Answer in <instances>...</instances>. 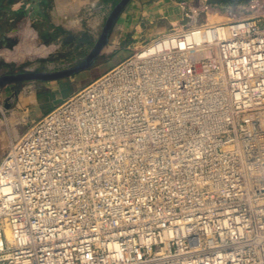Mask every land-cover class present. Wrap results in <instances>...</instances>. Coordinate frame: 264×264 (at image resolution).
Here are the masks:
<instances>
[{"label": "built area", "instance_id": "1", "mask_svg": "<svg viewBox=\"0 0 264 264\" xmlns=\"http://www.w3.org/2000/svg\"><path fill=\"white\" fill-rule=\"evenodd\" d=\"M183 10L10 144L0 264H264V0Z\"/></svg>", "mask_w": 264, "mask_h": 264}, {"label": "crops", "instance_id": "2", "mask_svg": "<svg viewBox=\"0 0 264 264\" xmlns=\"http://www.w3.org/2000/svg\"><path fill=\"white\" fill-rule=\"evenodd\" d=\"M118 1L0 0V58L6 64H22L35 51L50 48L52 51L46 54L50 57L40 60L42 65L44 62H62L74 66L88 55L103 22ZM247 1L131 0L114 24L105 49L90 69L60 80L13 84L4 105L7 108L6 102L14 101L9 108L13 106L26 121L33 123L133 51L171 30H180L185 21L184 6L195 9L206 2L211 9L233 11ZM205 23L209 24L208 19ZM30 38H33V44H28ZM120 53L123 54L114 60L113 57ZM65 86H69L67 91H64Z\"/></svg>", "mask_w": 264, "mask_h": 264}, {"label": "rangeland", "instance_id": "3", "mask_svg": "<svg viewBox=\"0 0 264 264\" xmlns=\"http://www.w3.org/2000/svg\"><path fill=\"white\" fill-rule=\"evenodd\" d=\"M239 11L240 10L235 9L229 12L226 10L211 9L210 7V11L206 13V16L202 15L200 17L199 22L200 24H205V20L208 19V23L210 25H214L217 23H228L229 21L243 19L249 16L246 13H242ZM231 14H234V15L232 16ZM218 19H223V21L215 22ZM30 43L33 44L34 42L28 40V44ZM38 49H41V48H38ZM43 50L44 51L46 50L47 52L43 54L42 56H39L37 54H31L28 56L27 60H24L22 62V64L21 63L6 64L0 58L1 59L0 64H2L0 67V77L6 74H15V73L23 72V71H35V72L42 71L43 72V70L45 71L47 69L56 71V70L65 69L66 67L67 68L72 67L70 65L63 64L62 62H56V63H45L44 62L42 65V63H40V60L47 59L48 57H50V56H47L46 54L50 53L52 49L42 48L41 50H37V51H43ZM122 54L123 53L115 55L113 59L116 60ZM76 64L78 63H75V65ZM11 85L13 84L5 85L0 88V162L3 159L4 155L7 153V151L10 149V146H11L10 144L15 142V140H17L25 132V130H27L32 125L30 121L28 120L26 121L25 117L18 110H14L12 108L13 106L9 108L12 105V103H14V101H12L11 103L10 101L6 100L7 101L6 103H8V107L7 108L5 107L4 99L5 97L9 95L10 90H11ZM67 87L69 88V86L64 87L65 89L64 91H67ZM8 100H9V97H8ZM14 119H16L17 121ZM36 121L37 120H35V122ZM15 123H18V124L16 125Z\"/></svg>", "mask_w": 264, "mask_h": 264}, {"label": "water", "instance_id": "4", "mask_svg": "<svg viewBox=\"0 0 264 264\" xmlns=\"http://www.w3.org/2000/svg\"><path fill=\"white\" fill-rule=\"evenodd\" d=\"M131 0H120L114 7L111 9L109 14L107 15L103 25L99 31L97 39L88 53V55L84 58L80 63L61 70H56L53 72H35V71H23L15 74H6L0 77V88L9 85V84H17L22 82L29 81H51V80H60L65 79L74 75H77L83 71L90 69L97 58L101 55L103 50L105 49L111 30L118 20L121 13L124 11L125 7ZM220 1H228V0H220ZM231 2H237L240 0H229Z\"/></svg>", "mask_w": 264, "mask_h": 264}, {"label": "bare ground", "instance_id": "5", "mask_svg": "<svg viewBox=\"0 0 264 264\" xmlns=\"http://www.w3.org/2000/svg\"><path fill=\"white\" fill-rule=\"evenodd\" d=\"M222 17V16H221ZM215 22H221V21H215ZM27 30V29H26ZM209 32V35H211V30H208ZM26 32H28V31H26ZM221 31H219V33H220ZM25 33V32H24ZM30 33V32H29ZM26 35V34H25ZM27 35H28V33H27ZM31 35V34H30ZM29 35V36H30ZM29 36H28V38H29ZM219 36H221V34L219 35ZM33 37V36H32ZM35 37V36H34ZM30 40L33 42V38H30ZM33 52H34V50H33ZM47 51L45 50H43V51H35L33 54H37V55H39V56H42L43 54H45ZM33 56V55H32ZM14 120H16V119H14ZM17 121V120H16ZM16 125L18 124V123H15Z\"/></svg>", "mask_w": 264, "mask_h": 264}]
</instances>
